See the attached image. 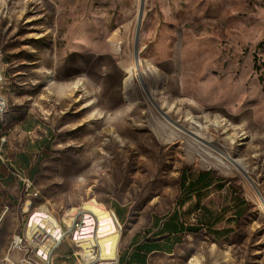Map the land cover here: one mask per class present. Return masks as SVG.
I'll use <instances>...</instances> for the list:
<instances>
[{"label": "rangeland", "instance_id": "1", "mask_svg": "<svg viewBox=\"0 0 264 264\" xmlns=\"http://www.w3.org/2000/svg\"><path fill=\"white\" fill-rule=\"evenodd\" d=\"M141 3L0 0V262L24 258L10 243L37 213L63 232L95 217L97 257L72 231L54 264L107 260L88 205L116 222L118 263L176 213L198 232L147 264H264V0H143L138 35ZM184 169L217 178L198 204Z\"/></svg>", "mask_w": 264, "mask_h": 264}, {"label": "trees", "instance_id": "2", "mask_svg": "<svg viewBox=\"0 0 264 264\" xmlns=\"http://www.w3.org/2000/svg\"><path fill=\"white\" fill-rule=\"evenodd\" d=\"M16 160L18 165L23 166L27 170L31 179L38 174L41 166L39 159L33 165L27 154L21 153L17 156ZM6 173V168L2 170L0 168V179H4ZM216 179L214 172L210 170L201 171L194 179H190L188 169H184L180 177V197L183 196L187 201L196 199L198 204L204 197V193L217 181ZM244 213V210L240 209L235 212L240 217ZM213 224H216V220H214ZM161 231V235L157 239H145L141 242H136L133 249L128 252L126 258L124 257V264H147L150 255L153 253H172L176 237L181 236L186 231L190 233L198 232L197 228H184L182 224H179V217L176 213L164 224ZM119 264H121V259L119 260Z\"/></svg>", "mask_w": 264, "mask_h": 264}, {"label": "built area", "instance_id": "3", "mask_svg": "<svg viewBox=\"0 0 264 264\" xmlns=\"http://www.w3.org/2000/svg\"><path fill=\"white\" fill-rule=\"evenodd\" d=\"M6 84V76L4 71V66L2 64V56L0 53V112H4L8 109L9 105L6 103V97L3 95L4 85ZM3 142L5 139L2 140ZM23 182L25 192L29 193L33 189V184L28 177L21 179ZM35 197L37 193L33 194ZM33 218V217H32ZM95 217L86 215L83 220L77 221L73 220L72 228L67 232H63V230L57 226L54 230L52 227H45L44 224H40L33 235H30L26 231V236L15 235L10 243L9 254L18 252L23 253L24 258H22L19 262H12L8 257L0 264H54L53 253L54 251L62 244V242L67 238L69 232L73 231V241L76 245V248H80L82 245V239L77 238L79 233H85L86 231H91V237H93V232L95 231ZM30 223V222H29ZM29 225V224H28ZM58 225V224H57ZM88 229V230H86ZM30 240L33 242L35 246L28 245L27 241ZM95 255H91V257L95 259L97 257ZM90 264H119L115 258L107 259V260H94Z\"/></svg>", "mask_w": 264, "mask_h": 264}, {"label": "bare ground", "instance_id": "4", "mask_svg": "<svg viewBox=\"0 0 264 264\" xmlns=\"http://www.w3.org/2000/svg\"><path fill=\"white\" fill-rule=\"evenodd\" d=\"M4 112H0V115L3 114ZM86 209L91 211L96 217H98L99 220V246L102 250L101 254L103 257H108V259H114V256H116L117 252V241H118V236H117V225L114 219L112 218L111 214L108 211H105L97 206H86ZM71 220V219H70ZM74 220V219H73ZM65 222V221H64ZM45 227H52V229L57 228V223L56 221L47 215H43L41 213H37L33 216V218L30 220L29 225L27 226V233L30 235H33V232L36 230V228L40 224H44ZM71 226V225H70ZM88 230V229H86ZM91 232H85V233H79L77 238L79 237L82 239L81 242L85 243V248L88 249L87 253H89L88 256L95 255L96 250L95 244L91 238ZM97 241V239H96ZM98 242V241H97ZM84 249V248H83ZM98 250V249H97ZM100 250V251H101ZM86 256V255H85ZM87 256V257H88ZM189 264H201L198 258L194 257L191 259Z\"/></svg>", "mask_w": 264, "mask_h": 264}, {"label": "water", "instance_id": "5", "mask_svg": "<svg viewBox=\"0 0 264 264\" xmlns=\"http://www.w3.org/2000/svg\"><path fill=\"white\" fill-rule=\"evenodd\" d=\"M142 12H143V0H142V3H141V10H140V14H139L138 35H139L140 25H141V20H142ZM135 56H136V63H138V48H137V46H136Z\"/></svg>", "mask_w": 264, "mask_h": 264}, {"label": "crops", "instance_id": "6", "mask_svg": "<svg viewBox=\"0 0 264 264\" xmlns=\"http://www.w3.org/2000/svg\"><path fill=\"white\" fill-rule=\"evenodd\" d=\"M1 161V160H0ZM34 165V164H33ZM0 168L1 170L5 168V166L2 164V162L0 163ZM7 172V171H6ZM6 175V174H5ZM4 175V176H5ZM10 178V176H5L4 179H0V182L3 184V183H7V180Z\"/></svg>", "mask_w": 264, "mask_h": 264}]
</instances>
